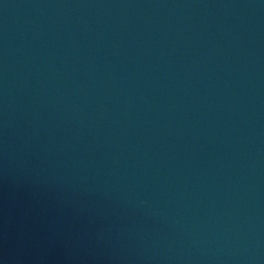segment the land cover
Returning <instances> with one entry per match:
<instances>
[{
    "label": "water",
    "instance_id": "obj_1",
    "mask_svg": "<svg viewBox=\"0 0 264 264\" xmlns=\"http://www.w3.org/2000/svg\"><path fill=\"white\" fill-rule=\"evenodd\" d=\"M0 264H264V0H0Z\"/></svg>",
    "mask_w": 264,
    "mask_h": 264
}]
</instances>
